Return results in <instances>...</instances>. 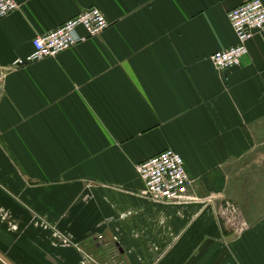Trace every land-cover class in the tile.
I'll return each mask as SVG.
<instances>
[{
  "label": "crops",
  "instance_id": "crops-1",
  "mask_svg": "<svg viewBox=\"0 0 264 264\" xmlns=\"http://www.w3.org/2000/svg\"><path fill=\"white\" fill-rule=\"evenodd\" d=\"M16 1L0 21V255L264 264V33L238 67L212 62L237 44L228 13L252 0ZM92 8L103 34L14 66ZM167 150L196 199L145 195L137 166Z\"/></svg>",
  "mask_w": 264,
  "mask_h": 264
},
{
  "label": "built area",
  "instance_id": "built-area-1",
  "mask_svg": "<svg viewBox=\"0 0 264 264\" xmlns=\"http://www.w3.org/2000/svg\"><path fill=\"white\" fill-rule=\"evenodd\" d=\"M16 0H0V21L19 10ZM228 19L237 37V44L219 51L212 62L219 71H229L241 64L248 54V45L257 34L264 33V4L252 0L228 13ZM109 23L97 8L84 11L49 33L38 35L33 40V52L26 59L15 62V67H24L44 59L54 58L77 47L90 38L103 34ZM79 28L86 35L77 34ZM138 176L144 182L145 195L161 203H181L194 200L190 188L193 181L187 174L185 160L178 153L167 150L137 166ZM89 260L95 262L92 257Z\"/></svg>",
  "mask_w": 264,
  "mask_h": 264
},
{
  "label": "water",
  "instance_id": "water-1",
  "mask_svg": "<svg viewBox=\"0 0 264 264\" xmlns=\"http://www.w3.org/2000/svg\"><path fill=\"white\" fill-rule=\"evenodd\" d=\"M0 259L3 260L6 264H11L7 259H5L2 255H0Z\"/></svg>",
  "mask_w": 264,
  "mask_h": 264
},
{
  "label": "rangeland",
  "instance_id": "rangeland-1",
  "mask_svg": "<svg viewBox=\"0 0 264 264\" xmlns=\"http://www.w3.org/2000/svg\"><path fill=\"white\" fill-rule=\"evenodd\" d=\"M2 260H0V264H2L3 262H1Z\"/></svg>",
  "mask_w": 264,
  "mask_h": 264
}]
</instances>
